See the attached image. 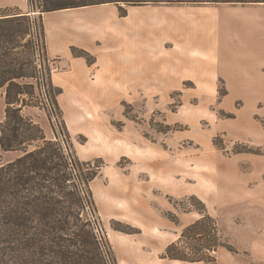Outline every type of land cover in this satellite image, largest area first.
<instances>
[{"label": "rangeland", "instance_id": "1", "mask_svg": "<svg viewBox=\"0 0 264 264\" xmlns=\"http://www.w3.org/2000/svg\"><path fill=\"white\" fill-rule=\"evenodd\" d=\"M0 6L38 13L30 0H0ZM94 7H78L73 14L77 19L108 16ZM103 7L118 8L114 3ZM51 61L52 86L62 89L55 96L58 109L40 95L46 109L31 105L23 112L47 138L63 146L68 139L78 159L96 171L89 182L93 207H85L84 217L105 236L113 264H138L123 261L124 239L134 245V259L153 248L150 213L143 223L137 214L143 200L138 192L143 196L145 189L152 210L176 224L169 232L177 254H205L208 264H264V91L228 92L222 83L216 91H199L190 82L172 90L156 83L145 91L140 81L131 97L125 93L121 99L108 90L113 84L85 71L75 75L58 57ZM4 107L0 89V120ZM18 154L0 149V163ZM202 213L213 219L215 233L207 220L181 237ZM200 231L205 232L197 235Z\"/></svg>", "mask_w": 264, "mask_h": 264}, {"label": "trees", "instance_id": "2", "mask_svg": "<svg viewBox=\"0 0 264 264\" xmlns=\"http://www.w3.org/2000/svg\"><path fill=\"white\" fill-rule=\"evenodd\" d=\"M30 1L33 11L38 13L13 11L0 6V89L5 103L4 116L0 120V149L19 152L14 158L0 163V264H113L114 258L105 236L100 230L96 232L93 223L84 217L85 207H93L89 182L96 171L90 170L89 163L78 159L68 139L63 146L59 139L47 138L40 124L23 112L31 105L46 109L40 95L46 97L50 108L52 105L58 109L55 96L62 92L60 87L52 86V61L47 54L42 14L114 3L118 6L119 16H125L126 9L121 4L264 0ZM70 52L74 57L84 58L88 64L96 60L90 52L74 45L70 46ZM50 88L54 95L50 94ZM51 113L48 111L47 115L52 120ZM60 118L58 121L67 137L64 121ZM200 216L184 227L181 237L207 220L211 221L210 230L215 233L213 219L207 213ZM216 246L213 245L212 249ZM176 248V243L171 242L162 256L208 264L205 254L189 258L177 254Z\"/></svg>", "mask_w": 264, "mask_h": 264}, {"label": "crops", "instance_id": "3", "mask_svg": "<svg viewBox=\"0 0 264 264\" xmlns=\"http://www.w3.org/2000/svg\"><path fill=\"white\" fill-rule=\"evenodd\" d=\"M110 4L94 5L106 10L108 16L101 19H77L73 13L78 7L44 12L48 56L58 57L75 75L85 71L102 84H113L108 90L121 99L131 97L140 81L145 91L156 83L172 90L187 82L199 91H216L219 83L228 92L264 91V2L127 5L125 16H119L117 7H103ZM146 11L150 14L144 18ZM71 45L89 51L95 62L74 57ZM144 193L138 192L143 200L137 214L143 223L150 213L153 248L134 259V245L124 239L123 261L203 264L162 256L174 241L169 229L175 223L152 210L146 189Z\"/></svg>", "mask_w": 264, "mask_h": 264}, {"label": "built area", "instance_id": "4", "mask_svg": "<svg viewBox=\"0 0 264 264\" xmlns=\"http://www.w3.org/2000/svg\"><path fill=\"white\" fill-rule=\"evenodd\" d=\"M96 232H99V227H95Z\"/></svg>", "mask_w": 264, "mask_h": 264}]
</instances>
